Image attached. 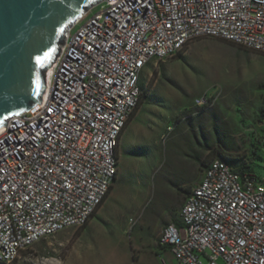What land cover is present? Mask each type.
<instances>
[{"label": "built area", "instance_id": "2783aa9c", "mask_svg": "<svg viewBox=\"0 0 264 264\" xmlns=\"http://www.w3.org/2000/svg\"><path fill=\"white\" fill-rule=\"evenodd\" d=\"M97 4L69 28L46 71L42 104L0 128L2 264H17L44 237L83 226L103 204L148 66L209 36L264 53V0ZM262 172L241 173L221 156L203 168L181 224L160 233L176 264H264V162Z\"/></svg>", "mask_w": 264, "mask_h": 264}, {"label": "rangeland", "instance_id": "374dc122", "mask_svg": "<svg viewBox=\"0 0 264 264\" xmlns=\"http://www.w3.org/2000/svg\"><path fill=\"white\" fill-rule=\"evenodd\" d=\"M151 78L144 118L128 133L121 174L107 199L86 226L42 238L17 264H161L163 259L176 264L160 244V233L180 220L187 193L176 186L193 187L201 176L195 155L207 154L218 142L217 131L228 152H264V53L203 37L181 54L148 66L142 85ZM172 88L184 134L172 129ZM168 205L172 221L161 215Z\"/></svg>", "mask_w": 264, "mask_h": 264}, {"label": "water", "instance_id": "95a60500", "mask_svg": "<svg viewBox=\"0 0 264 264\" xmlns=\"http://www.w3.org/2000/svg\"><path fill=\"white\" fill-rule=\"evenodd\" d=\"M100 1L0 0V128L42 104L46 71L58 60L69 28Z\"/></svg>", "mask_w": 264, "mask_h": 264}, {"label": "trees", "instance_id": "16d2710c", "mask_svg": "<svg viewBox=\"0 0 264 264\" xmlns=\"http://www.w3.org/2000/svg\"><path fill=\"white\" fill-rule=\"evenodd\" d=\"M93 3H91L90 5H92ZM224 40H226V39H224ZM226 41H229V40H226ZM229 42H231V41H229ZM231 43H233V42H231ZM234 45H236V44H234ZM181 53H182V51L178 52V54H181ZM141 85H142V80H141ZM142 86H143V90H142V93H141V96H140L139 104L135 108V110L132 113V115L130 116V118H129L127 124H126V127L130 123V121L133 119L135 114L138 112L139 108L143 105V103H145L147 98L151 97L150 91H151L152 86H153V79L151 78L146 85H142ZM262 114H263L262 115L263 117L261 118V122L264 121V110L262 111ZM262 127H263L262 129L264 130V126L263 125H262ZM217 133L219 135L218 142H216L214 144V146H212L209 149L207 154H205V155L196 154L195 155V158L199 161V164L202 166L201 171L203 170V168L205 166H207L209 164V162L212 159H214L215 157L221 156V157L229 158L231 160V162L233 163V165L236 167V169L238 171H240L241 173H245V172H254L256 174L262 173V171H263V163L261 162V160L264 159V158H262V155H263L264 152H260L259 148H255L254 150H252L250 152H247V153L228 152L227 151L228 148H224V146L222 144L224 142H223V140L221 138L220 132L217 131ZM210 156H213V157L210 160H208V158ZM115 180H117V177L115 178ZM177 187H178V189L186 192L187 194L192 190L191 184H185V185L178 184ZM112 189H113V184L110 186V189H109L108 194H107L106 198L104 199V201L107 199V197L111 193ZM96 212H97V210H96ZM95 213L93 215H95ZM87 223H85L83 226H86ZM175 223L180 225L181 224V220H179V221H177ZM83 226H81V227H83ZM163 247H165V246H163Z\"/></svg>", "mask_w": 264, "mask_h": 264}, {"label": "crops", "instance_id": "0c3cea01", "mask_svg": "<svg viewBox=\"0 0 264 264\" xmlns=\"http://www.w3.org/2000/svg\"><path fill=\"white\" fill-rule=\"evenodd\" d=\"M144 108H145V103H143V105L139 108L138 112L135 114V116L130 121L128 126L125 128V130H124V132H123V134L121 136L120 144H119V147H118V155H119V158H120L119 173L118 174H121V157H122V153L124 151L123 145H124V143L126 142V140L128 138V133L131 130V128H134L136 130V125H137L136 123L138 122L137 120H139V122L143 120V118H144V114H143ZM177 113H178V106H177L176 91L174 90V88H172V126L174 127V129L176 127L181 128V134H184V132L186 131V128L184 127L185 122H183L184 120H182V119H180L179 121H176ZM134 144H135V138L133 139V146H134ZM197 164L199 165V163H197ZM181 169L184 170V168L180 167V170ZM145 170L147 171L148 168L145 169ZM185 184H187V183H184V184L181 183V185H185ZM176 188H178V187L176 186ZM161 215H162L163 218H166L169 221H172V210L170 209V205H168L166 208L163 209V212L161 213ZM164 253H165V251H161V252H159V255H163ZM164 260L167 261L166 259H163V260L160 261L161 264L163 263Z\"/></svg>", "mask_w": 264, "mask_h": 264}]
</instances>
